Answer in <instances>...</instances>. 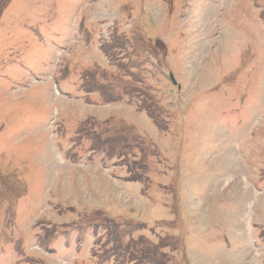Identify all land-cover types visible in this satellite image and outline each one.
I'll use <instances>...</instances> for the list:
<instances>
[{"label": "rangeland", "instance_id": "rangeland-1", "mask_svg": "<svg viewBox=\"0 0 264 264\" xmlns=\"http://www.w3.org/2000/svg\"><path fill=\"white\" fill-rule=\"evenodd\" d=\"M133 241L264 264V0H0V264Z\"/></svg>", "mask_w": 264, "mask_h": 264}, {"label": "trees", "instance_id": "trees-1", "mask_svg": "<svg viewBox=\"0 0 264 264\" xmlns=\"http://www.w3.org/2000/svg\"><path fill=\"white\" fill-rule=\"evenodd\" d=\"M105 229L107 230V228H105ZM114 232H115V228H111V227H109V230L106 231V233H105V240H104L105 245L106 244H109L110 239L116 240V243H117V237H116V235H115ZM99 240H100V238H97V241H99ZM116 243L114 244L113 248L101 249V247H100V250H98L97 253H98V256H99V259H100L101 262L104 261V259H107V257H106L107 254H109L110 256H111V253L112 252L115 254L114 248H115ZM129 246L131 247L133 254H136V256H134V257H137V261L135 262V264L136 263H139L140 261L142 262L141 259H144V257H146L145 256L146 254H144V252H143L144 250L143 249L141 250L140 248H137L139 246H137L136 243L133 241V242L128 243L125 246V249H126L125 251H128L127 249H129ZM116 254H117L116 257L117 256L120 257L119 256L120 255L119 252H117ZM123 255H125V254H123ZM130 255H132V253ZM132 257H133V255H132ZM113 264H123V261L122 262L115 261Z\"/></svg>", "mask_w": 264, "mask_h": 264}]
</instances>
